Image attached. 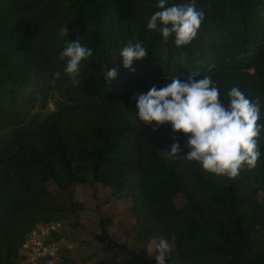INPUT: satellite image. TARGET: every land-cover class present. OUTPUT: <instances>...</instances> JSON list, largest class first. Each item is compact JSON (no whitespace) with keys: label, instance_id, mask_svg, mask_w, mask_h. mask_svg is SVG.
Returning <instances> with one entry per match:
<instances>
[{"label":"trees","instance_id":"obj_1","mask_svg":"<svg viewBox=\"0 0 264 264\" xmlns=\"http://www.w3.org/2000/svg\"><path fill=\"white\" fill-rule=\"evenodd\" d=\"M158 3L0 0V264H19L36 226L76 218L84 205L70 187L94 183L127 193L134 218L127 236L143 247L166 239L165 264H264V130L257 166L220 178L195 162L166 159L160 151L174 142L186 155L187 138L175 133L174 141L170 125H145L135 99L175 77L209 75L225 105L234 86L258 97L264 124V0H195L205 19L182 47L147 28ZM76 39L92 50L80 85L60 59ZM137 41L148 55L133 62V72L120 51ZM113 68L118 75L109 82ZM48 101L54 109L42 114ZM108 246L131 257L123 264L138 261L125 244L109 239Z\"/></svg>","mask_w":264,"mask_h":264},{"label":"clouds","instance_id":"obj_2","mask_svg":"<svg viewBox=\"0 0 264 264\" xmlns=\"http://www.w3.org/2000/svg\"><path fill=\"white\" fill-rule=\"evenodd\" d=\"M166 4L167 0H159L157 7L161 10L150 17L147 28L159 32L165 43L174 36L175 46L190 45L205 19L204 12L197 10L195 0L188 4ZM120 55L124 69L134 72L133 62L144 59L148 51L137 41L124 46ZM91 56L92 50L82 46L78 39L68 43L60 53V59L65 61L64 72L74 85L82 83L81 62ZM60 75L57 72L55 77ZM117 75V69L113 68L107 72L106 79L110 82ZM227 97L225 105L211 76L195 79L191 74L185 82L175 77L166 86L152 87L147 94H139L135 99L138 118L145 125L154 124V130L170 125L174 141L175 133L187 138V154L181 156V146L174 142L170 151H160L166 159L195 162L210 175L234 180L243 169L257 166L261 155L259 137L264 124L259 123L258 97L252 100L235 86ZM170 251L168 241L161 238L155 246L156 264H165Z\"/></svg>","mask_w":264,"mask_h":264},{"label":"rangeland","instance_id":"obj_3","mask_svg":"<svg viewBox=\"0 0 264 264\" xmlns=\"http://www.w3.org/2000/svg\"><path fill=\"white\" fill-rule=\"evenodd\" d=\"M53 109L54 104L48 101L41 113L46 114ZM50 189H55L54 185ZM70 193L75 201L84 205V209L78 212L76 218L62 220L60 245L63 264H97L102 260L123 264L130 261L129 255L109 248V239L136 252L138 261L131 264H153L157 240L143 247L127 236L134 218L129 211L130 201L126 192L114 194L112 189L94 183L74 184ZM176 203H183L182 198H176ZM95 235L105 241H99Z\"/></svg>","mask_w":264,"mask_h":264},{"label":"built area","instance_id":"obj_4","mask_svg":"<svg viewBox=\"0 0 264 264\" xmlns=\"http://www.w3.org/2000/svg\"><path fill=\"white\" fill-rule=\"evenodd\" d=\"M61 221L43 223L33 228L21 245L19 264H63L60 241Z\"/></svg>","mask_w":264,"mask_h":264},{"label":"crops","instance_id":"obj_5","mask_svg":"<svg viewBox=\"0 0 264 264\" xmlns=\"http://www.w3.org/2000/svg\"><path fill=\"white\" fill-rule=\"evenodd\" d=\"M114 194H117V193H114ZM154 241H156V239H151L150 242H149V245H151V243L154 242Z\"/></svg>","mask_w":264,"mask_h":264}]
</instances>
